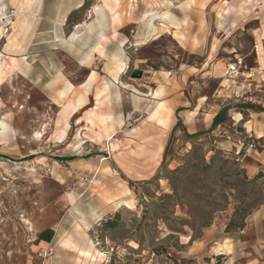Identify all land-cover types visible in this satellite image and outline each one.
Segmentation results:
<instances>
[{"label":"rangeland","instance_id":"1","mask_svg":"<svg viewBox=\"0 0 264 264\" xmlns=\"http://www.w3.org/2000/svg\"><path fill=\"white\" fill-rule=\"evenodd\" d=\"M188 1L118 0L119 21L106 28L102 56L88 53L100 42L95 9L101 0H41L29 12L22 8L25 0H0V264H264V109L258 106H264V93L250 88L244 99L242 91L233 93L243 74L224 83L231 89L209 102L213 108L172 118L173 129V107L164 100L167 127L149 116L151 124L143 120L157 106L145 97L157 85L149 79L154 73L169 83L171 74L200 65L210 48L214 61L228 66L227 77L235 74L230 64L249 71L264 61V0ZM165 12L179 25L157 19L158 31L150 35V16ZM23 16L31 17L32 29L16 48L9 40L18 35ZM74 32L81 43L66 42ZM204 40L200 55L186 49ZM122 50L128 68L121 94L131 114L122 125L115 123L118 148L113 152L105 140L74 149L78 121L86 120L96 106L94 95L111 81L109 55ZM136 69L143 78H131ZM92 72L90 104L70 118L63 137L68 116L58 92L67 80L75 96L83 95ZM59 77L63 81L56 82ZM216 85L195 79L193 88L212 93ZM110 104L102 115L110 113ZM241 109L258 114L246 110L245 121L236 123L230 114L236 118ZM135 110L142 116L133 115ZM214 110L223 113L213 127ZM188 111H195L193 105ZM105 194L116 201L131 198L135 206L117 208ZM49 231L50 241L42 240ZM90 243L100 253L95 261L80 255Z\"/></svg>","mask_w":264,"mask_h":264},{"label":"bare ground","instance_id":"2","mask_svg":"<svg viewBox=\"0 0 264 264\" xmlns=\"http://www.w3.org/2000/svg\"><path fill=\"white\" fill-rule=\"evenodd\" d=\"M25 1H26L25 6H23L22 8H25L26 10H28V12L32 11V9L35 8L34 6L41 2V0H25ZM193 2H194V0H189L187 2V5L191 6V4ZM81 3H82V1H81ZM81 3H79V4H81ZM101 3L103 4V6L101 8L95 9V14L97 16V19H96L97 22L96 23L98 24L97 27L100 28V30H101L100 42L96 45V47H93L91 50H90V48H88L89 55H91L93 53V51H97L100 55L106 56L105 48L103 46V44L107 42L106 28H108L109 25H113V26L116 25L119 21V15L115 11L116 7L118 8L117 5H119L118 0H101ZM21 6H22V4H21ZM22 11H23V9H22ZM22 14H24V13H22ZM26 14L27 13L25 11V15ZM28 16H31V15H28ZM157 19L160 20V22H162L163 24H165V22H168V23L175 25V26L179 25L176 21H174L172 19V16L168 12L162 13L157 17L156 16H150L149 23H148V25H149L148 28L150 29V31H149L150 35H152L158 31V27L155 24V21ZM83 26L84 25H79L77 28L79 29L80 27H83ZM85 26H88V24ZM33 28H34V26H33ZM31 29H32L31 17H27V16L24 17L23 16V18H20L19 29H18L19 33L17 36L14 35L15 37L9 40V45L16 47V48H20L21 47L20 45L24 41L26 34L27 33L29 34ZM94 29H95L94 23L91 24L90 26H88V30L90 32H94ZM15 30L16 29H14V33H15ZM115 34H116V32H115ZM147 39H149V38H147ZM80 41H81V36L79 35V32H74L71 39L69 41H66V42L79 44V43H81ZM145 45H146V43H145ZM109 64L110 65L108 66V75H109L111 81L104 84L102 87H100L98 89V91L96 90L97 93L94 95V99L96 100V106H94V108H92L90 111H88V115H87V118L85 121H83L82 118H81V120L78 121V125L81 126V129L79 130V133L77 135L78 142L73 146L74 149L80 150L82 148V146L84 144H86L87 142L103 143L105 140L112 142V151L113 152L116 151V149L118 148L119 140H116V135L114 134L115 128H116L115 123H117L119 125L123 124L122 115L118 119H115L111 113L102 115L100 111L104 108L103 107L104 104H106L112 100L113 95H115V98L119 99V101H120L121 89L125 86L121 82V76L126 72V70L128 68V58H127V56H125V53L122 50V54L109 55ZM26 68H27L26 71H29L30 65L27 64ZM24 73H26V72H24ZM95 76H96L95 72H92L91 77L89 78V81L87 82V84L85 86L84 94L83 95L79 94L78 96L74 95L75 94L74 93L75 92V86L72 83H70L67 80L63 81V77H59L56 79V82H59V81L65 82L63 88L58 92L59 99H61L62 101L66 100V104L64 105V114H65V116H68L67 120H66L67 121L66 129L63 130V137H66L68 130L70 128V123H69L70 118L73 115L78 114L80 111H82L88 107L87 101H89L90 91H91L92 87L94 86ZM112 89H115V92L113 95H111ZM161 93H162V88H160L155 93H153L152 96L159 97V96H161ZM71 95H72V97H71ZM121 101H122V99H121ZM148 118L152 121H156L158 124H160L161 126H164V127H167V125H168L167 122H169L168 117L164 116V108H163L162 104H158L154 108V110L150 113ZM236 118H237L238 123L241 122L242 117L240 115H238V117H236ZM115 120H116V122H115ZM1 125L3 126V124H1ZM97 128L99 131H96ZM94 129H96V130H94ZM83 131H85V133H83ZM89 132H93V134H95V136L94 137L92 135L89 136ZM85 140H86V142H83ZM124 193L127 195H131V191L129 189H126L124 191ZM104 196H105V200L108 203H114L115 202L117 208L126 207V208L132 210L135 206L134 200L131 198L116 201L115 200L116 195L114 197L113 196L110 197L107 194H105ZM93 215H95L94 218L97 217L96 216L97 214L95 212L93 213ZM98 218L100 219V215H98ZM79 219L81 220V224L85 226V229L89 227V224H88L87 219H86L84 214H80ZM81 224H77V228L82 230L84 232L85 236H87V233H85L84 228L81 226ZM90 244H91L90 250L80 251V255L85 260L95 261L96 255H99V257H100V253L97 252V250H96V251H94V252H96L94 254V252L91 251L93 249V244L92 243H90ZM86 264H90V263H86ZM92 264H94V263H92Z\"/></svg>","mask_w":264,"mask_h":264},{"label":"crops","instance_id":"3","mask_svg":"<svg viewBox=\"0 0 264 264\" xmlns=\"http://www.w3.org/2000/svg\"><path fill=\"white\" fill-rule=\"evenodd\" d=\"M258 31V30H257ZM259 34H261L260 37V42H264V30L259 29ZM255 37L257 34H254ZM207 43V42H206ZM205 44V40L204 42H201V45L198 46V48H193V44L192 42L189 43V46L186 48L189 53L194 54V55H200L201 51L204 50V45ZM257 45V44H256ZM215 53V52H213ZM212 50L210 48V50H208L207 54L205 55L202 63L200 65H196V66H188L185 69H183L180 73L179 76H173L171 74V76H169V83L166 82V79L164 76H160L158 74L154 73V76L150 77L149 79L152 80L156 85V87H153L152 90H150L148 88V93L145 94L146 97V101L150 102V103H157L158 104H163L161 103V100H164L165 103H169L170 106H172V110H171V125H170V129H173L176 126V121L172 122V118H175L177 120V116L178 117H185V114H195L197 112H203L205 109H207V107H211L213 108L211 104H209V102L211 100H213L214 98L220 99L221 95L224 94V92L229 91L231 88L227 87V85H225V82H229L232 80H237V78H239L240 75H246L245 76H240L239 79H242L241 82L239 83V85L235 86L233 93H237L238 90L242 91L240 93H243V99L244 98H250L251 95L250 92H246V91H250V88H258L259 93H264V61L262 62L260 59L256 62V64L252 67H250L248 70L249 71H242L240 66H237L235 64V67L237 69V73L234 75H229V77H227V75H225L224 73V65H226L225 63L219 61L220 59H217V61H214V59L216 58V56H213ZM231 57H235L236 58V53L232 52L230 53ZM227 66V65H226ZM228 67V66H227ZM226 70L227 71V68ZM229 67H234V65H231ZM231 69V68H229ZM244 77V78H243ZM230 78V79H229ZM258 78V79H257ZM176 80V82L179 85V90L174 89V82L173 80ZM195 79H200L203 82H208V81H215L216 82V87L214 89V91L211 93H207V91H205V89H202L203 92H199V90H195L193 88V84L195 82ZM157 82V83H156ZM185 83H187V88L189 90H187V94H191V98L188 97V95L186 94V89L185 88ZM159 84L163 87L162 88V93H165V96L162 97V93L161 96L159 97H154L152 96L153 93H155L158 89ZM191 86H190V85ZM127 85L130 86H134V85H140L139 83H127ZM145 89H147V87H145ZM247 89V90H246ZM159 90V89H158ZM113 91H115L113 89ZM254 94V93H253ZM121 99L122 101L117 98H115V95L112 96V100H111V107H110V113L114 116L115 119H118L121 115L122 117H126V115L131 114L130 110L127 106V102H126V98H124V95L121 94ZM94 101H96L94 99ZM116 101V102H115ZM89 104H90V98H89ZM88 104V105H89ZM193 105V109H195V111L190 112L189 107H192ZM258 106L262 107V109H264L263 104H258ZM155 105L152 107L151 111L148 114H144L143 115V120H145V122H147V117L150 115V113L154 110ZM261 109V110H262ZM242 110V111H241ZM239 113H236V115H240L242 117L241 121H245L244 119V115L246 114V110H250L251 109H241ZM208 112V111H207ZM221 110L219 111H212L210 113V121L209 123L213 126L216 117L220 114ZM257 113L258 111H251L248 112V114H252V113ZM264 112L262 111H259ZM133 115H137V116H142V112L140 110H135L133 111ZM164 116H166L165 114V110H164ZM231 119L238 123L237 120H235L236 118L234 117V114H230ZM169 118V117H168ZM148 124H151L152 122H147ZM240 123V122H239ZM159 127V125H158ZM85 131H83L84 133ZM90 143V142H88Z\"/></svg>","mask_w":264,"mask_h":264},{"label":"trees","instance_id":"4","mask_svg":"<svg viewBox=\"0 0 264 264\" xmlns=\"http://www.w3.org/2000/svg\"><path fill=\"white\" fill-rule=\"evenodd\" d=\"M222 113L223 112H220V114L216 117L213 127L218 125V122L220 121V119L222 117ZM47 233H49V234H47ZM51 236H52V231H49V232H46V234L45 233L42 234L41 239L46 240V241H50Z\"/></svg>","mask_w":264,"mask_h":264},{"label":"water","instance_id":"5","mask_svg":"<svg viewBox=\"0 0 264 264\" xmlns=\"http://www.w3.org/2000/svg\"><path fill=\"white\" fill-rule=\"evenodd\" d=\"M144 72L142 70H133L131 74L132 79H141L143 78Z\"/></svg>","mask_w":264,"mask_h":264},{"label":"built area","instance_id":"6","mask_svg":"<svg viewBox=\"0 0 264 264\" xmlns=\"http://www.w3.org/2000/svg\"><path fill=\"white\" fill-rule=\"evenodd\" d=\"M230 71H231L232 74H234V73L236 74L237 73V69L235 67L231 68ZM88 182L90 184L92 183V181H89V180H88Z\"/></svg>","mask_w":264,"mask_h":264}]
</instances>
